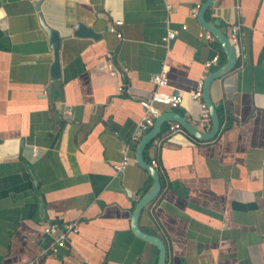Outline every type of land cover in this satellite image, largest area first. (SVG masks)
<instances>
[{"label": "crops", "instance_id": "crops-1", "mask_svg": "<svg viewBox=\"0 0 264 264\" xmlns=\"http://www.w3.org/2000/svg\"><path fill=\"white\" fill-rule=\"evenodd\" d=\"M203 1L0 0V264L156 263L157 248L130 228L152 183L131 135L161 66V89L181 100L157 106L210 128L197 124L190 91L226 56L211 34L198 35ZM38 12L61 35L56 97L47 94L52 50ZM204 19L228 37L237 25L235 63L208 87L219 127L201 140L169 131L171 120L160 125L142 149L160 186L137 225L162 240L164 264H264V0H215ZM77 21L98 35H73ZM69 220L76 231L54 246L43 227Z\"/></svg>", "mask_w": 264, "mask_h": 264}, {"label": "water", "instance_id": "water-1", "mask_svg": "<svg viewBox=\"0 0 264 264\" xmlns=\"http://www.w3.org/2000/svg\"><path fill=\"white\" fill-rule=\"evenodd\" d=\"M211 3H215V0H204L200 4L196 13V19L197 22L204 29L208 30L209 33L219 42L222 50L225 53L226 60L223 65L207 72L206 75L203 77L201 96L202 99L205 101L209 111L211 121L210 128L207 131H200L175 111L161 110V112L154 118L151 126L140 136L135 146V161L137 164L147 170L148 174L152 178V183L134 204L130 215V228L136 236L142 238L145 241L150 242L157 248L158 254L155 264H164L165 245L158 236L140 230L137 225V216L139 214L140 209L155 196L159 189L160 183L156 168L143 159L142 149L157 134L160 125L168 120L178 122L180 126L185 129L189 134L201 140L210 139L217 132V129L219 127V117L216 108L209 97L208 87L210 82L214 78L220 76L222 73L226 72L234 65L236 60V52L232 40H230L226 33L220 30L214 23L207 22L204 19V12ZM38 21L41 28L46 34L48 45L52 50V61L49 66V80L51 84L48 86L47 94L49 97H56L55 92L59 89L58 80L60 78V63L58 51L60 47L61 35L59 34L58 30L47 25L44 22L40 12H38ZM72 34L78 36L91 37H96L98 35V33L94 32L89 26H86L79 21L75 22L72 25Z\"/></svg>", "mask_w": 264, "mask_h": 264}, {"label": "built area", "instance_id": "built-area-1", "mask_svg": "<svg viewBox=\"0 0 264 264\" xmlns=\"http://www.w3.org/2000/svg\"><path fill=\"white\" fill-rule=\"evenodd\" d=\"M198 7V4H196L192 10L191 13L195 14L196 9ZM120 20H115L113 24L109 25L110 30H114V26L117 24H120ZM184 27V25H182ZM237 29L236 24H232L230 26V39L236 40L235 30ZM175 31L174 30H168L166 31V34L164 36V39L168 40L174 36ZM198 35H204L206 38L210 37V33L208 30H203L202 32H198ZM116 36H120V32L116 30ZM218 60V55L214 53L210 58L204 61V66L208 68L212 63L216 62ZM203 77L201 76L197 82L196 86L193 90L190 91V95L192 98L196 99L198 101L199 106V114L196 119L197 124L200 127H208L211 123L210 121V115L207 108V105L205 101L202 99L201 96V89H202V82ZM151 81L154 84V88L151 91V93L143 98H140L138 100L141 108H142V115L140 119L136 123V127L134 132L131 135V138L133 140H137L153 123L154 118L161 112V109L157 106V104H161L166 106L167 108L175 107L178 105V103L181 100L180 93L175 91H165L162 90L161 87L167 86L168 80H167V67L161 66L158 71H156L151 76ZM118 90H122L123 87L119 85L117 87ZM64 114L69 115L70 110L69 108L64 109ZM169 131L172 130H183L180 124L176 121H171L168 125ZM127 156H123L122 160L116 165L117 169L123 168V166L127 162ZM151 164H155L154 159L150 160ZM76 223L74 221H65L62 222L60 225H58L56 222H50L47 223L43 227V231L47 232L49 234L54 235V246H62L65 244V241L67 240V232L68 231H76Z\"/></svg>", "mask_w": 264, "mask_h": 264}, {"label": "trees", "instance_id": "trees-1", "mask_svg": "<svg viewBox=\"0 0 264 264\" xmlns=\"http://www.w3.org/2000/svg\"><path fill=\"white\" fill-rule=\"evenodd\" d=\"M217 112H218L219 120H221V113L219 112V110ZM150 142H151V140L145 145L144 151H145V148L149 145Z\"/></svg>", "mask_w": 264, "mask_h": 264}]
</instances>
